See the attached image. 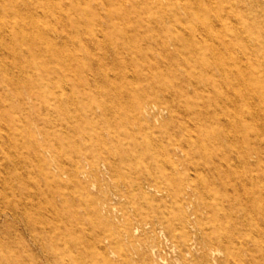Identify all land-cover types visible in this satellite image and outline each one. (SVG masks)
<instances>
[{
  "label": "rangeland",
  "instance_id": "374dc122",
  "mask_svg": "<svg viewBox=\"0 0 264 264\" xmlns=\"http://www.w3.org/2000/svg\"><path fill=\"white\" fill-rule=\"evenodd\" d=\"M23 1L21 11L31 0ZM40 1L46 10L32 8L39 31L64 51L13 56L10 46L26 44L0 25V114H11L16 147H0V264H264V235L254 230L262 220L247 217L234 184L237 144L222 139L230 168L201 144L225 128L217 109L227 83L217 64L240 65L245 34L264 57V0H161L178 1L180 13L162 26L154 7L107 25L102 8L95 24L72 11L76 0H60L57 12L49 8L55 0ZM33 58L30 72L12 65ZM39 75L73 101L69 115L92 118L89 132L49 124L55 115L23 84ZM142 105L145 117L136 113ZM144 174L152 184H140Z\"/></svg>",
  "mask_w": 264,
  "mask_h": 264
},
{
  "label": "bare ground",
  "instance_id": "6f19581e",
  "mask_svg": "<svg viewBox=\"0 0 264 264\" xmlns=\"http://www.w3.org/2000/svg\"><path fill=\"white\" fill-rule=\"evenodd\" d=\"M10 1H11V4L9 6L0 4V25L2 28H5L4 30L11 32V34H13L15 39H18V40L20 39L21 40L20 42L24 43V45L26 44L25 48H22L23 46H20L18 50L14 48L13 50H11L10 49L11 46H10L8 48V51L12 53L13 56L18 57V56L26 55L27 53L28 55L29 54L34 55V56L40 55V56L45 57V55H48V54L52 55L53 53L54 54L60 53L63 50L62 49L59 52V47L56 45V43L52 42L51 40L50 42L46 41L47 40L46 37L48 34L47 35L45 34L46 35L45 36L42 30L39 31V22L35 17H33L34 14L32 15L33 13L32 8L37 13L38 10H43V8L46 7L43 2H41L40 0H31L30 5H29V4H26L27 2L26 3L24 2L25 0L24 1L22 0L26 4V5L24 4L26 8L22 9L23 11H21V7L18 8L17 0H10ZM47 1L49 0H44L45 4L47 3ZM116 1L117 2H115L114 0H76V3L74 2L75 4H74L72 11L74 13L80 12L83 15L82 18L84 17V19H87V20L88 18L92 19L93 18L92 16H94L93 19L95 21V24H100L101 22L100 9L102 8L104 10V15L107 18V20H104L105 22H107L106 23L107 25L108 23L112 21V18L116 14L121 15V18H120L121 22H125L127 18L124 15H128L131 13L134 14L136 11L143 10V9H152L153 7L156 8V11L160 13V15L155 18V22L157 25L162 26L163 24H165L166 19L170 21H174V20H178L179 19L178 17H180V13L177 9L179 7L176 6L178 4L177 3L178 1L168 2V4L166 5H164L161 2V0H151L153 1L151 5H148L149 0H121V1L116 0ZM127 1L130 3V4L128 3L129 6L127 5ZM181 5L183 8L187 9L183 4ZM202 6H203L202 8H205V10L212 9V6L210 5H208V7H205L204 5ZM50 7L52 10L51 12H54V11L57 12L58 10L60 11V9H62V2L60 0L58 1L55 0L52 2V5L49 6V8ZM2 10L4 11V13ZM49 10L47 11L49 12ZM136 22L139 23L140 19H137ZM242 38L244 39V44L242 45L244 50H243V55L241 56L240 61H238L240 62V65H237V61H235L234 58L230 59V67L222 64L221 62L217 64L218 71L221 72L223 79L226 80V83H227L226 90L222 93V95H220L221 97L223 96L222 98L225 101V104L223 105L222 109H217V111H221L220 115H222L223 118L225 119V122H226L225 128L223 129V131L218 132L217 134H214L212 137H210V139L206 140L205 141L206 143L204 142V140L201 139L202 140L201 144H204V146L207 147L210 153H214L215 155L221 156L222 157V160H220L221 165L225 162L228 164L229 168L231 167L230 161L232 160V156L227 154L224 151V148L222 146V139L225 138L227 142L230 141L231 143L237 144V147H238L237 157H238V162H239L238 168L240 170L239 171L240 174L237 179L234 178L235 179L234 184L236 185V188L241 191L240 201L243 205L242 210L245 212V214H247V217H249L250 215L251 217L259 216V219L261 218L262 223H259V224L254 223L256 224V226L254 227L255 228L254 230H256L257 234L264 235V165L262 162V159H264V57L262 56L263 54L262 50L256 51V49H254L253 47L250 48V45H248V42L251 40V38L254 39L255 36L245 34L244 37ZM37 41L41 42V45L37 46ZM236 43H239V41L237 40ZM263 50H264V47H263ZM253 55H258L262 57L263 59H260L257 62L254 60ZM37 57L39 58V56ZM52 57L53 56H51V58ZM242 57L246 59V62H247L244 64V67L241 66L243 64ZM19 60L21 61L20 57H19ZM45 60H47V58H45ZM50 60L51 59H49V61ZM43 62L45 63V61ZM16 63L13 62L12 65L16 67V69H18L20 72H27L28 70L30 72V70L32 71V68L35 66V63L37 62L34 61V58H33L31 60L30 59L25 60V62L23 63L24 64L23 66L20 64L19 66L18 65L19 62L17 64ZM1 68L2 69L4 68L3 65H1ZM70 70L72 71V69ZM45 73L47 74V70L45 71ZM27 76L24 78L23 84L28 89H30V91H35L34 89H36L39 92V96L41 97L43 101L42 103L45 109L48 110V112L51 111L55 115V119L53 121L48 120L49 124H51L52 127H57L58 125H61V126L65 125L69 129H73V130L80 129L81 130L83 128L82 129L83 131L89 132L88 128L91 129L89 126H91L92 118L89 117L87 121L86 118L84 120V117H87V116H82L80 118H77V116L72 113L69 115L68 114L69 111L71 112L70 104L73 103V101L71 102V100H68V98L66 99L65 97H62L61 95H57L54 92H52L51 91L52 86H53L51 85L52 80L50 83L47 79V75H43V76L39 75L37 78L35 77L28 78L29 76L28 77ZM7 81L10 83L9 80ZM1 93L3 95V91H1ZM2 95L0 94V96ZM2 98L4 99L5 97H2ZM34 99H39V98L37 96V98H34ZM159 101L161 102V100ZM136 113L140 117L142 116L145 117L146 115L150 114V111L148 109V106L142 105L140 109L138 108V110H136ZM10 115L6 116L5 114H2V113L0 114V147L3 146L4 148L5 146L8 148L9 151L12 150V148H14V151H15L16 147L13 144L15 128H14V125L12 127V123H13L11 122L12 120L11 121L7 120V119H11L9 118ZM44 119H41V120H44ZM216 119L218 120L215 114L211 116V121H216ZM51 126L49 127L51 128ZM46 132L47 131L45 130V133ZM55 132L58 137L60 135H63L62 133H59L58 131H55ZM29 135L30 137L34 136L32 131L30 132ZM122 145L123 146L125 145L124 142H122ZM134 149L136 150L135 153L139 151L138 147H135ZM79 150L81 152V149L77 147L76 142H75L73 151L76 152L77 157L79 154L78 152ZM168 153L170 155H175V156L178 155L176 150L168 151ZM122 156L123 158L124 157L126 158V154ZM143 161L144 159L140 162H143ZM204 166L208 168L209 170H212L213 168H217L216 165L215 167H213L212 163H206ZM217 166H220V165H217ZM40 170L44 174V176L50 178L51 173L49 169L46 170L44 168H41ZM152 177H153L152 174L151 175L144 174L143 178L145 179V181H141L140 184L142 186L143 184H147V185L152 184L151 183ZM228 178L230 179V177ZM18 209L19 208L15 206L10 207L9 212L14 214L15 216H19ZM254 224H251V226ZM243 225L245 226V224ZM33 227L34 226L32 224H28V226L25 227V229L29 233L32 234L34 231ZM244 233L246 234V231ZM252 234H256V233H252ZM260 237L258 238L261 239Z\"/></svg>",
  "mask_w": 264,
  "mask_h": 264
}]
</instances>
